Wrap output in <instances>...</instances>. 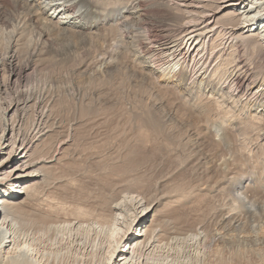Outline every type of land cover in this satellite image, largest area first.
<instances>
[{"label": "bare ground", "instance_id": "bare-ground-1", "mask_svg": "<svg viewBox=\"0 0 264 264\" xmlns=\"http://www.w3.org/2000/svg\"><path fill=\"white\" fill-rule=\"evenodd\" d=\"M0 8L5 15L0 36L13 38L26 21L41 29L26 53L17 42L0 51V264H175L177 259L180 264H227L224 251L234 254L232 247L241 243L238 235L236 240H226L240 231L241 220L233 209L253 201L248 193L251 185L264 192V0H0ZM100 15L112 18L117 27L138 23L136 44L130 51L132 67L159 73L204 115L208 141L222 153L219 176L212 183L199 184L183 178L179 172L183 163L177 161L187 142L184 130L164 134L156 121L160 139L142 140L145 154L139 161L109 172L104 153L93 148L87 157L89 163H96V191L87 192L83 184L75 188L68 181V193V188L59 193V215L25 217L17 212L18 197L37 195L45 180L42 167L71 140L70 134L59 139L49 159L36 156L54 131L55 104L49 88L31 87L38 45L46 32L93 38L98 26L93 18ZM8 21L13 22L11 28ZM101 40L95 63L107 68L117 58L114 55L120 51L115 49L121 41L111 36ZM75 95L70 89V100ZM150 160L176 164L172 174L177 176L160 196L155 192L165 179L157 181L154 189L143 182L142 170L151 168ZM256 162L262 163L260 168ZM87 168L75 170V176H82ZM60 171L59 182L69 175V170ZM218 192L230 195L226 202L233 209L223 201L212 204ZM166 193L187 210L199 212L211 205L212 213L219 215L215 226L181 228L164 219L163 225L152 224L156 206ZM263 209L264 199L259 211Z\"/></svg>", "mask_w": 264, "mask_h": 264}, {"label": "rangeland", "instance_id": "rangeland-1", "mask_svg": "<svg viewBox=\"0 0 264 264\" xmlns=\"http://www.w3.org/2000/svg\"><path fill=\"white\" fill-rule=\"evenodd\" d=\"M0 11V24H2V21H5V15L2 8H0ZM93 19L98 22V26L93 36L91 35L93 37H90L91 39L69 32H57L51 36L49 32H46L42 37L41 45H38V53L34 57L33 63L34 65H40H36L31 87L49 88L48 90L51 92L49 94L55 98V104L52 111L54 120L52 131H54L44 140L36 156L49 159L59 139L65 138L66 135L69 136L70 134L69 138L71 140L63 145L60 150L61 153L57 154L55 160L45 163L42 167L45 180L38 187L39 190H36L35 193L37 195L31 194L25 197L24 194H21L18 197L17 201H19V204L17 212L25 217L54 212L59 215V193L65 191V193H68V181L71 183L72 180L75 188H81L84 185L83 188L86 191H96V181L94 178L97 172L96 163H89L87 157L88 152L93 150V148L94 150L100 151V153H104L105 162L109 164V172H113V169L117 168L118 165L139 161L145 154L142 140L152 138L153 141H159L160 139V136L156 132V121L161 125L164 134L173 131L175 128L173 133L175 131L182 133L184 130L182 134L186 136L187 142H184L186 145L183 151V157L181 156V159L177 161L178 163H183V167L179 171L182 172L183 178L190 180L189 182L192 184H199L208 180L212 183L214 178L216 179L219 176L220 156L222 153L221 149L214 142L211 140L208 141L210 130L207 128L208 125L205 122L204 115L189 101H185L184 97L178 91H175L173 86H170L171 84L162 75L149 71L145 72L139 68L132 67L133 60L130 51H132L134 44H136L135 34L138 23L130 21L127 27L121 25L117 27L118 25H116L114 20L112 21V18H103L100 15L99 17L95 16ZM12 23L11 21L6 22L7 27L11 28ZM33 26H35L33 23L26 21V24L24 22V24L22 23L20 27L16 28L13 38L9 37L8 34L0 36V51L4 52L10 44L17 43V46L22 48V53L31 50L34 46V36H37L36 34L41 32L40 28ZM119 34L126 36L119 37ZM97 36L100 37L96 39ZM104 36L119 39L121 46L116 48L115 51L124 52L115 53L117 55H114V57L117 58H115L114 63L110 64L107 68L103 66L100 68L99 64L95 63V59L98 57L99 44L102 42L101 38H105ZM87 48H90V50ZM95 53L97 54L95 55ZM88 62L89 65L87 64ZM1 76L0 88L2 84ZM70 89H73L76 93L74 100H70ZM1 99L2 92L0 89V109L2 107ZM71 102H73V108H71ZM201 114L203 117H200ZM186 117L189 118L188 121H186L188 119ZM194 118L195 120H193ZM170 127L171 129H169ZM185 129L190 132L189 135H186L187 131ZM145 146L149 148L148 143ZM82 147L83 150H81ZM85 147L89 149L85 150ZM260 158L257 157L255 160H260ZM256 163L257 167L260 168L262 163ZM149 164H151L149 170L145 172L142 170V178L145 179L143 182H146L149 187L154 189L157 181L165 179L162 187L155 192V196H160V194L166 192L169 186L173 184V180L177 175L172 174V171L176 164H168L167 161L160 164L159 161L154 162L153 160H150ZM246 166L248 167V165ZM253 166L255 165L253 164ZM81 167H88L85 172L86 174L75 176L76 171L81 169ZM251 168L254 169V167ZM60 169L69 170V175L70 177L72 176L71 179L69 175L63 176L59 182ZM169 174L171 175L166 178ZM213 174L215 175L212 176ZM248 193L253 196L252 204L248 203L242 206L239 203L240 205L238 204V207L234 209L228 204V201L226 202V199L230 195L225 193H214L217 195L211 200L214 205L221 201L226 202L228 208L233 209V212L241 220L239 224L240 231L230 233L226 236V240H236L235 237L238 235L241 242L232 247V250L235 251L234 254L229 253L227 250L224 251L223 259L227 264H264V209L263 211L260 210L261 212L259 211V207L263 204L264 192L256 184H253L248 189ZM172 197L169 193H166L164 198L157 204L156 214L152 220V224L163 225L166 220H172V223L181 228L200 225L213 228L219 219L218 214L212 213L211 205H206V208L204 207L199 212L191 211L187 210L188 208L186 207L183 208L178 204L175 205L172 202ZM194 202H196V199H194ZM177 260L175 264H180V260ZM211 264L215 263L211 261Z\"/></svg>", "mask_w": 264, "mask_h": 264}]
</instances>
